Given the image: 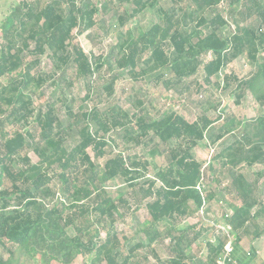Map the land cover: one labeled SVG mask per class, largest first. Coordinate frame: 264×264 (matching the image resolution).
Wrapping results in <instances>:
<instances>
[{"label":"trees","instance_id":"obj_1","mask_svg":"<svg viewBox=\"0 0 264 264\" xmlns=\"http://www.w3.org/2000/svg\"><path fill=\"white\" fill-rule=\"evenodd\" d=\"M114 1L107 4L112 6ZM116 1L129 6V19L164 1L163 7L158 6V22L139 38L132 37L126 47L120 45L115 59L120 69L137 80L159 73L156 79L169 77L165 86L171 88L200 69L210 84L232 62L245 58L252 72L241 79L226 75L225 90L239 99L249 93L264 109V6L259 0ZM225 1L230 8L242 3L240 10L230 12L236 27L228 35V20L221 12ZM105 9L104 4L102 13ZM99 12L93 0H22L0 22V80L6 79L0 83V246L9 254L0 255V264H32L31 252L37 264H75L79 258L82 264H134L133 254L143 245L136 244L125 256L120 252L128 240L121 241L115 224L124 219L122 209L128 208L129 200L125 189L110 191L109 184L115 180L134 189L137 211L149 200L145 205L149 220L142 232L149 247L170 240L173 256L167 264H217L224 240L217 245L209 242L207 262L197 260L189 250L208 229L198 222L181 230L179 222L196 215L202 205L196 187L202 180L209 182V170L220 160L239 202L231 204L234 214L227 220L236 243L243 236L251 240L264 236V197L240 171L242 166L264 165V110L244 124L230 116L210 134L209 143L215 145L241 127L208 170L195 156L215 124L207 116L191 122L176 111L154 118L145 108L132 115L118 105L104 111L87 108L77 125V142L69 147L66 137L75 130L71 106L64 104L66 123L56 102L37 108L34 98H45L47 88L56 85L57 74L65 83L69 71L78 81L101 71L102 58L88 55L76 42L78 35L96 25ZM253 18L255 24L245 25ZM208 53L211 60L203 62ZM46 54L52 65L49 71L41 68ZM131 123L136 130L126 132L130 144L148 148L158 141L148 153L166 159L152 178L149 163L138 154L120 153L102 166L97 163L106 155V136ZM89 149L95 151V160ZM30 153L38 162L32 161ZM54 179L60 183L63 201L51 206L50 200L57 197L51 186ZM216 197L226 200L223 194L209 192V201Z\"/></svg>","mask_w":264,"mask_h":264},{"label":"rangeland","instance_id":"obj_2","mask_svg":"<svg viewBox=\"0 0 264 264\" xmlns=\"http://www.w3.org/2000/svg\"><path fill=\"white\" fill-rule=\"evenodd\" d=\"M20 1L22 0H0V22H2L10 8ZM93 1L100 9L99 14L96 16V25L89 31L78 35L76 42L80 44L88 55L102 58L101 63H103V68L92 78L84 81H78L74 76V71H69L66 75V82L63 83L60 74H57L55 76L56 85L47 88L45 98L42 100L37 97L34 98L35 107L40 108L47 105L48 102H56L57 110H62L61 116H63V122L67 123L65 105L69 104L71 106L75 130L74 132H69V135L66 137L69 147H73L77 142V125L81 120L82 112L87 108L99 107L104 111L111 106L118 105L130 115L140 112L141 108H145L150 114L149 117L154 118L165 111H176L191 122L202 116H207L214 119L215 124L207 133L206 140L201 142L196 148L195 156L199 162L204 164V168L208 170L214 157L231 145L235 140V136L241 133V127H238L231 134L224 135L215 145L209 143L210 134L220 127L230 116L235 117L238 122L244 124L245 122L256 120L264 110L260 108L258 102L251 94L248 93L239 99L236 95L231 94V90H225L223 81L226 75H235L239 79L247 77L252 72V65L247 59L239 58L226 67L220 74L212 78L210 84L205 82L202 69L195 76L185 79L181 85L171 88L165 86V82L169 77L165 76L161 80L156 79L159 73L143 80L134 79L133 75H130L127 70L120 69L115 62L120 51L119 47L120 45L126 47L127 42L132 37L139 38L143 32L158 22V6L163 7L164 1L157 7L148 8L132 19H129L131 12L127 4H119L115 0L111 6L107 4L108 0ZM259 2L264 6V0H259ZM104 4L106 5V9L102 13L101 6ZM241 6L242 3H235L230 8L229 2L225 1L221 9V12H223V15L228 20L227 35L236 27L234 23L235 17H232L230 12L231 10H240ZM255 22L256 18H253L248 23H245V25L255 24ZM75 33L77 32L75 31ZM48 55L46 54L41 58V68L45 71H49L52 68ZM211 58L212 53H208L203 58V62H208ZM162 73L166 74L167 72H160V74ZM114 76L116 79L112 85V90L107 91L106 88L110 86ZM5 80L3 78L0 80V83H4ZM87 97L89 98L87 99ZM139 102L142 103V106L138 105ZM135 128L134 124L131 123V125L123 129L114 130L107 135L106 138L109 145L105 148L106 155L104 158L98 160L97 163L102 166L108 158L117 156L120 153L138 154L144 156V159L149 163V175L152 178L160 167L167 164L166 159L159 154L156 157H151L148 153L153 150L158 141L148 148H143V146L137 148L134 144H130L129 138L126 137V132L129 131L128 133H130L136 130ZM211 150H215L214 153ZM89 154L94 160L96 159L94 150L89 149ZM30 157L34 163L38 162V157L34 153H30ZM209 171V182H205L209 188L208 190L223 194L231 204H239L238 200L234 199V193L230 189L232 179L228 173L221 169L220 160H216L212 171ZM240 171L256 186L258 195L262 194L264 197V165H257L251 169L242 166ZM159 185L160 183L157 186ZM51 186L57 197L54 201L50 200V204L51 206L60 205L63 200L59 181L54 179ZM2 189L3 187H0V191ZM109 189L112 192L125 189L126 199L129 200L128 208L122 209V212L125 214L124 219L115 224V230L119 234L121 241L124 242V239L128 240L124 242L123 248L120 250L121 254L125 256L130 248L140 243L143 245V248L135 251L133 254L131 260L134 264H167L168 260L173 256L170 240L166 239L164 243H155L149 247L147 245L148 240L142 232L147 220H149L145 208L149 200L144 201L143 206H140L141 208L137 211V204L135 199L132 198L134 189L131 190L129 186L120 180L111 182ZM138 189L136 188V190ZM198 221V218L195 220L186 219L179 222V225L181 228H184ZM166 227L164 225L162 229L163 233ZM213 237L212 232L206 233L189 250V253L194 258L197 257V260L202 259L207 262V256L209 255L208 244L213 240ZM212 244L217 245L218 243ZM1 254L5 258L9 256L7 251L0 246ZM31 254L32 264H37V257L32 252ZM86 260L89 261V259ZM75 264H82V260L79 258Z\"/></svg>","mask_w":264,"mask_h":264},{"label":"built area","instance_id":"obj_3","mask_svg":"<svg viewBox=\"0 0 264 264\" xmlns=\"http://www.w3.org/2000/svg\"><path fill=\"white\" fill-rule=\"evenodd\" d=\"M215 150H211L214 153ZM200 193L202 199V205L196 212V218L199 219L208 232H212L213 240L211 243H218L219 239L224 240V246L218 254L217 264H245L237 256L236 249V234L233 227L227 222L233 214L234 210L229 203V200H222L214 198L208 200V194L211 192L208 190V186L202 180L196 187ZM215 192V191H214ZM248 257H251V253H248Z\"/></svg>","mask_w":264,"mask_h":264},{"label":"crops","instance_id":"obj_4","mask_svg":"<svg viewBox=\"0 0 264 264\" xmlns=\"http://www.w3.org/2000/svg\"><path fill=\"white\" fill-rule=\"evenodd\" d=\"M189 219L195 220L197 218L196 216H194ZM189 226H192V224ZM187 227L184 228L180 227V229L184 230ZM236 249H237V256L243 263L251 264L253 262V264H264V236H262L257 240H251L250 237L243 236L240 243L236 244ZM248 253H251V257H248Z\"/></svg>","mask_w":264,"mask_h":264}]
</instances>
